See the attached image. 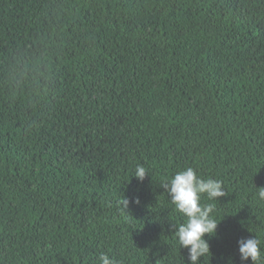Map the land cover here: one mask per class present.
<instances>
[{
  "label": "trees",
  "instance_id": "trees-1",
  "mask_svg": "<svg viewBox=\"0 0 264 264\" xmlns=\"http://www.w3.org/2000/svg\"><path fill=\"white\" fill-rule=\"evenodd\" d=\"M187 167L226 193L201 264L264 255V0H0V264H187Z\"/></svg>",
  "mask_w": 264,
  "mask_h": 264
},
{
  "label": "clouds",
  "instance_id": "clouds-1",
  "mask_svg": "<svg viewBox=\"0 0 264 264\" xmlns=\"http://www.w3.org/2000/svg\"><path fill=\"white\" fill-rule=\"evenodd\" d=\"M147 170L143 166H137L134 174L138 180L143 181ZM161 187L168 194L171 203L177 212L185 217V222L174 226L180 248L188 250L187 264H201V257L209 256L210 245L207 236L215 235L218 221L215 219V205L202 203L203 196L214 201L226 195L222 182L217 179L204 178L197 174L192 167L176 172L171 178H166ZM258 197L264 200V187H259ZM135 203H139L137 197ZM129 200L124 198L121 201L123 207H127ZM241 261H248L252 264H262L260 241L254 236L241 238L238 241ZM101 264H114V260L108 255L101 254Z\"/></svg>",
  "mask_w": 264,
  "mask_h": 264
}]
</instances>
